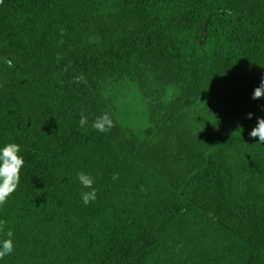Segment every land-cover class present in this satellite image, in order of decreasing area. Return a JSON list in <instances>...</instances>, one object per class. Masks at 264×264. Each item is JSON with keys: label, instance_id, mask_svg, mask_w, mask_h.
I'll return each mask as SVG.
<instances>
[{"label": "trees", "instance_id": "trees-1", "mask_svg": "<svg viewBox=\"0 0 264 264\" xmlns=\"http://www.w3.org/2000/svg\"><path fill=\"white\" fill-rule=\"evenodd\" d=\"M125 79L141 137L107 94ZM262 79L264 0H3L0 149L25 164L0 264H264Z\"/></svg>", "mask_w": 264, "mask_h": 264}, {"label": "clouds", "instance_id": "clouds-1", "mask_svg": "<svg viewBox=\"0 0 264 264\" xmlns=\"http://www.w3.org/2000/svg\"><path fill=\"white\" fill-rule=\"evenodd\" d=\"M2 3L3 0H0V4ZM82 79L83 76L76 77L75 82L80 83ZM262 97H264V79L255 88L252 99L257 100ZM252 117V113H249L247 116L248 119ZM79 123L81 127H85L88 124V117L82 114ZM92 127L102 133L110 131L114 127V122L109 112L106 111L101 116H98L93 121ZM241 131H243L242 127L236 133H240ZM250 136L252 138L258 137L259 144H264V118H258L257 126L250 132ZM20 150V145L16 143L7 144L3 149H0V206H3L8 198L18 189L21 170L25 164L24 157L19 155ZM78 179L85 188L92 189L91 191L82 193L83 202L88 204L94 201L97 196L96 190L93 187L95 183L94 178L80 172L78 173ZM113 179H118V175H114ZM5 224V221L0 220V232L3 231ZM12 236L13 232L9 230L7 232L8 238L0 241V260L14 251Z\"/></svg>", "mask_w": 264, "mask_h": 264}, {"label": "rangeland", "instance_id": "rangeland-1", "mask_svg": "<svg viewBox=\"0 0 264 264\" xmlns=\"http://www.w3.org/2000/svg\"><path fill=\"white\" fill-rule=\"evenodd\" d=\"M107 94L118 108V118L122 125L141 137L149 125V114L137 84L125 79L119 85L109 86Z\"/></svg>", "mask_w": 264, "mask_h": 264}]
</instances>
